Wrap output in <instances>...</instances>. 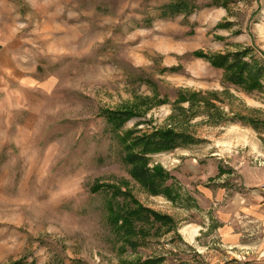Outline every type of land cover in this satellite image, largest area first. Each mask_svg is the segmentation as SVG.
<instances>
[{
	"label": "rangeland",
	"instance_id": "obj_1",
	"mask_svg": "<svg viewBox=\"0 0 264 264\" xmlns=\"http://www.w3.org/2000/svg\"><path fill=\"white\" fill-rule=\"evenodd\" d=\"M165 1L0 0V42L13 52L0 106V264H264L259 225L243 246L221 232L235 223L240 172L264 174V75L247 91L195 55L247 50L264 67V0H195L188 16L155 17ZM121 108L138 113L124 131L195 138L150 155L178 201L132 177L103 113ZM95 184L127 189L176 224L147 225L133 247L107 221L112 188Z\"/></svg>",
	"mask_w": 264,
	"mask_h": 264
},
{
	"label": "trees",
	"instance_id": "obj_2",
	"mask_svg": "<svg viewBox=\"0 0 264 264\" xmlns=\"http://www.w3.org/2000/svg\"><path fill=\"white\" fill-rule=\"evenodd\" d=\"M206 5H227L226 0H213ZM205 5V6H206ZM195 0H166L157 7L155 17H176L180 14L188 16L200 9ZM153 16L147 18L150 23ZM249 51L241 50L229 53L207 54L196 51L195 55L206 58L212 65L225 69L226 79L239 85L247 91L259 90L262 87L261 79L264 75V67L248 61L246 56ZM108 122L112 130L117 132L123 144V159L130 165L132 177L148 192L153 195H164L171 201L181 199L179 190L174 186L173 176L161 165H151L150 155L153 153L171 151L193 143L195 138L183 131H175L171 128H159L149 132L140 133L138 128L123 130L124 124L138 113L131 108L105 109ZM240 119H247L241 116ZM254 122L255 120H251ZM221 169L220 174L225 173ZM101 187L112 188L111 200L108 202L109 216L107 221L115 230L119 238L125 243L137 246V240L133 237L146 235L147 225L158 223L159 227H173L176 222L172 216L158 212L152 208L142 205L127 189L114 184H95L94 191ZM122 197V199H119ZM159 229V228H158ZM170 229V228H169ZM164 258H146L126 264H160ZM11 264H36L34 261L26 263L19 259Z\"/></svg>",
	"mask_w": 264,
	"mask_h": 264
},
{
	"label": "crops",
	"instance_id": "obj_3",
	"mask_svg": "<svg viewBox=\"0 0 264 264\" xmlns=\"http://www.w3.org/2000/svg\"><path fill=\"white\" fill-rule=\"evenodd\" d=\"M11 49L1 46L0 42V106L2 105L3 83L12 74V71L8 72L9 69H13L12 63L8 64L9 59L13 57ZM240 173L244 189L243 193L238 192L233 198V211H231V214L236 217L235 223L233 226L224 225L221 232L224 233L229 242L233 241L243 246L244 242L248 240V232H251V228L255 225H259L260 233L264 234V191L254 188L256 183L264 179V174L261 172ZM228 215L230 214L225 211L220 214V217L223 219V216ZM246 246L248 247V245ZM262 247H264V242ZM246 262L248 263V261Z\"/></svg>",
	"mask_w": 264,
	"mask_h": 264
},
{
	"label": "built area",
	"instance_id": "obj_4",
	"mask_svg": "<svg viewBox=\"0 0 264 264\" xmlns=\"http://www.w3.org/2000/svg\"><path fill=\"white\" fill-rule=\"evenodd\" d=\"M263 188H264V184H263Z\"/></svg>",
	"mask_w": 264,
	"mask_h": 264
}]
</instances>
